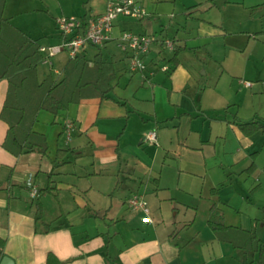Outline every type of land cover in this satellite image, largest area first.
Wrapping results in <instances>:
<instances>
[{"label": "crops", "instance_id": "crops-1", "mask_svg": "<svg viewBox=\"0 0 264 264\" xmlns=\"http://www.w3.org/2000/svg\"><path fill=\"white\" fill-rule=\"evenodd\" d=\"M107 2L6 0L3 17L38 39L41 45H46L55 43L50 42L54 39L61 41L56 23L58 16L92 17L105 11ZM136 2L147 10L140 18L144 28L136 32L169 37L183 47L175 62L169 60L174 50L165 56L164 49L158 43L154 44L147 56L154 74L138 72L139 84L132 96L137 98L136 104L153 101L150 104L157 113L156 123L147 121V126L134 132L138 146H135L134 154H128L126 138L130 134L129 121L133 114L130 98L121 94L113 96L112 92L105 98L86 97L53 117L47 114L43 118L41 115L46 114L45 110L39 112L34 128L46 133L48 153L30 151L16 155L2 145L8 123L0 117V183L2 187H8L0 188V236L6 238L5 253L14 258L15 264H48L49 252L57 255L60 264H259L258 252L234 247L230 242L218 239L208 225V217L212 204L216 203L223 209L227 225L250 229L264 241L263 130L245 135L235 120L228 124L225 135L199 129L193 142L187 137L183 144L187 150H195L197 157L193 159L186 158L182 152L169 154L170 146L174 144L173 134L175 141L180 143V128L174 132L170 125L162 124L174 122L176 117L181 120L185 115L198 117L202 114L196 102L199 80H195L192 72L187 71L182 77L176 75V71L183 64L181 55L188 49L205 45L214 36L225 35L227 38L228 23L234 24L235 31L240 34L238 44L242 57L264 65V5L253 13V7L264 0H199L188 4L182 11L187 14L186 23H191L189 29L176 20L178 10L187 7V1ZM213 7H221L226 15L220 24L206 15ZM45 16L53 17L56 34L47 32L44 22L37 27L29 20ZM120 17L125 18L124 15L117 18ZM117 18L112 31L114 38L127 29L124 21L116 22ZM154 18L162 24L160 33L149 30ZM43 35L46 42L41 41ZM112 43L119 47L116 39H112L102 49L108 60L116 61L118 72L112 80L115 88L128 72V58L125 53L116 57ZM90 47L94 46H86L83 52L90 55ZM54 57L50 63L40 61L39 65L42 62L49 65L43 75L38 67L40 78L51 69L62 71L69 59L67 55V60L55 67ZM162 62H168L171 69L160 70L158 65ZM257 77L264 86V69ZM190 81L191 93L186 88ZM148 82L150 86L146 85ZM159 82L164 83L163 87L158 85ZM158 87L166 92V112H163L166 116L160 114L157 107ZM7 88L8 80L0 78V112ZM258 118L264 119V115ZM68 122L74 123V133L77 130L70 138L67 136ZM54 126L58 129L53 132L50 128ZM155 126L159 131L157 144L163 141V148L167 149L160 158L142 151L147 143V133ZM164 128L170 137L160 135ZM54 133L56 143L51 140ZM229 134L234 139H228ZM63 135L66 141L61 146ZM84 138L91 146V159H84V150L77 148ZM219 140L225 145L224 155L217 158L206 154V148L212 144L216 146ZM58 147L72 150L64 156L66 161L55 167L53 159ZM71 153H75V161L66 158ZM252 162L255 166L249 170ZM49 184L54 187L53 191L32 195L33 186L41 188ZM133 193L145 196L149 214L130 207L128 199ZM38 196L43 203L40 220L35 218L33 204V199ZM148 215L151 221L146 220ZM46 222L52 223L48 231L44 226ZM2 257L0 253V262Z\"/></svg>", "mask_w": 264, "mask_h": 264}, {"label": "trees", "instance_id": "trees-1", "mask_svg": "<svg viewBox=\"0 0 264 264\" xmlns=\"http://www.w3.org/2000/svg\"><path fill=\"white\" fill-rule=\"evenodd\" d=\"M5 2L6 0H0V78L8 80V88L0 117L8 123V129L2 145L16 155L30 151L46 154L49 151L48 137L46 133L34 128L39 112L45 110L57 115L68 110L72 104H78L83 98L109 97L114 88L112 80L117 76L118 67L115 60L105 57L102 47L106 42L103 45H92L97 48L92 56L80 52L67 60L62 71L55 72L51 69L40 78L38 67L44 58L40 51L41 44L38 39L3 17ZM263 5L264 3L255 5L253 13L261 10ZM84 17L88 19L87 16ZM182 48L176 45L169 60L177 62ZM235 122L245 135H251L260 129L264 132V119L253 117ZM71 150L72 148L58 147L53 159L54 166L63 164L66 161L64 156ZM254 166L255 163L252 162L248 169L252 170ZM2 186L0 183V188H8ZM53 188L50 184L38 188V195L53 191ZM33 204L36 220L42 219L43 203L39 196L33 199ZM208 225L218 239L228 241L234 247L258 252V263L264 264V241L250 229L227 225L224 211L216 203L211 206ZM44 226L48 231L52 223L46 222ZM5 244L6 238L0 236V253L3 255L6 254ZM47 263L60 264L61 260L55 253L49 252Z\"/></svg>", "mask_w": 264, "mask_h": 264}, {"label": "rangeland", "instance_id": "rangeland-1", "mask_svg": "<svg viewBox=\"0 0 264 264\" xmlns=\"http://www.w3.org/2000/svg\"><path fill=\"white\" fill-rule=\"evenodd\" d=\"M185 1L188 2L187 7H182L180 10H178L176 20H178L180 24H182L185 28L189 29V27H191V23H186L187 14L182 10L187 9L188 4L196 3L199 0ZM206 15L213 18L214 20H217L219 24L222 23L226 18V15H224V11L221 7H213V9ZM124 17L125 18H117L116 22H118V20L124 21V25L128 30H131L130 28H132V30L135 31L144 28L141 23V17ZM29 20L33 21V23H35L37 27L42 22H44L47 26L46 31H52L54 34H56L57 30L54 26L52 16H45V18H30ZM161 27V22L154 18L152 19V27H150L149 30H152L154 32L158 31L160 33ZM228 27L229 32L227 38H225V35L214 36L213 38H209L205 45L190 48L181 55V61L183 64L178 66L176 75L183 77L187 73V71H189L192 72L195 80H199L200 89L198 92L199 94L196 98V102L198 103V108L201 109L202 114L198 117L185 115L181 120L176 117L174 119V122L170 121L168 123L162 124L170 125L169 127H172L174 132L178 128H180V143L176 142L174 134H171L174 137V144L170 146L171 150H169V154L171 155L176 153L179 154L182 152L186 158L195 159V157H197L194 154L195 150H193L192 148H188L187 150L186 146L183 144L185 143L187 137L190 142H193L192 140L197 130L200 129L202 130V132L210 130L211 132H213V134L216 133L225 135L228 131V124L232 123L234 120L244 121L250 120L255 115L258 117L264 115V86L263 81L259 79V77H257L258 74L263 72L264 65H262L261 62H254L253 60L248 61L246 58H243L244 56L242 57L238 44L241 41V38L239 36L240 34L235 31L237 29L234 24L228 23ZM114 32H117L116 29L114 30ZM45 39V35H43V37H41V41L46 42ZM50 42L56 43L57 39H54ZM111 46L116 50V57L122 56L124 54V52L119 47H117L115 43H112ZM96 50V47H90V55H93ZM162 52L165 56H168L169 54H171L172 50L164 48ZM52 60L53 63H55V67H60L63 61L67 60V53L63 52L54 57ZM48 68L49 65L42 62L39 65L40 74L43 75ZM132 73L133 72L128 70L127 74H125L121 78L120 85L116 86L111 91L113 96L121 94L130 98V108L133 110V114L129 121L130 134L127 136V138L125 137L126 142L128 143V154H134L136 152L135 146H138V142L136 141L138 140L136 137L137 135L134 132L142 128L143 125L144 127L147 126L145 124V122L147 121L150 122L149 124H151V121L156 123L157 115V113H155L154 111L155 109L153 108V105L150 104L153 103V101L150 103L146 102L141 104V102H139L138 104H136L138 102L137 98L133 97L132 93L134 92V90H136V88H138L137 84H139L138 78L140 76V73H133L134 77L132 81H130L129 78L131 77ZM164 75H166V73H164ZM158 79L162 80V78ZM246 81H251V85H246ZM163 84V82L158 83V85L162 87ZM146 85L150 86L149 82L146 83ZM186 88L190 89L187 92L191 93V81L187 84ZM165 98L166 92L158 87L156 99L157 107L160 114H164V116H166L165 113H163L166 112ZM189 101H192V98H190ZM137 106L140 109H135V107ZM44 113L46 114L41 115L43 118H45L44 115L47 114H49L50 117L54 116V114L51 112L45 111ZM139 114H141L142 116ZM57 129L58 128L56 126L50 128V130H52L53 132ZM153 129L158 131L157 126H155ZM75 133H77V130L75 131ZM75 133L73 132V134ZM165 133L166 128H164L163 132L160 131V135L162 134L164 136H168ZM231 138L234 139V137H231V134H229L228 139ZM51 140L53 141V143H56V135L54 137H51ZM65 141V135H63L62 139L60 140V143L62 145H60L64 146L63 144H65ZM222 143V140H219L216 146L212 144L211 146L207 147L206 154L217 158L224 155L225 145H223ZM163 144V141L159 142L158 144L147 141V143H145V146L143 147V149L145 150L142 151L145 154H150L154 157L160 158L167 153V149L164 150ZM77 148L80 150H84V159H91L89 157L91 156V146L88 144V139L84 138V140H82L81 144H79ZM66 158H71L75 161V153L69 154V157ZM73 164L76 165L75 162H73Z\"/></svg>", "mask_w": 264, "mask_h": 264}, {"label": "built area", "instance_id": "built-area-1", "mask_svg": "<svg viewBox=\"0 0 264 264\" xmlns=\"http://www.w3.org/2000/svg\"><path fill=\"white\" fill-rule=\"evenodd\" d=\"M146 14L147 10L138 6L136 0H108L105 11L88 17L87 20L85 17L62 14L56 18L61 41L40 46V51L44 55L43 60L50 63L52 57L63 52L67 53L68 57L71 58L83 52L86 46L103 45L112 39H116L117 45L124 51L126 58H128V69L131 72L148 71L150 74H154L155 70L150 69L151 61L149 62L147 58L149 52L156 43L162 49L168 48L174 50L176 47L174 39L169 37L160 38L155 34L140 33L128 29L122 30L116 38L112 34L114 21L120 15L143 17ZM158 68L164 71L171 69L168 62L159 63ZM245 83L248 86L251 85V81H246ZM74 129V123L68 122L67 136L69 138ZM145 140L157 143V131L150 130ZM32 195H38V188L35 186H33ZM128 203L133 209H142L147 214L150 212L148 201L141 193H133L129 197ZM146 220L151 221V216L148 215Z\"/></svg>", "mask_w": 264, "mask_h": 264}, {"label": "water", "instance_id": "water-1", "mask_svg": "<svg viewBox=\"0 0 264 264\" xmlns=\"http://www.w3.org/2000/svg\"><path fill=\"white\" fill-rule=\"evenodd\" d=\"M0 264H15V260L12 256L5 254L2 257Z\"/></svg>", "mask_w": 264, "mask_h": 264}]
</instances>
